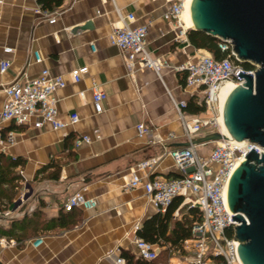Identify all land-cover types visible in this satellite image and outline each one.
<instances>
[{
  "label": "crops",
  "instance_id": "0c3cea01",
  "mask_svg": "<svg viewBox=\"0 0 264 264\" xmlns=\"http://www.w3.org/2000/svg\"><path fill=\"white\" fill-rule=\"evenodd\" d=\"M38 3L0 0V62L10 63L0 72V110L5 99L2 86L21 74L34 78L47 69L52 75L64 76L66 82L54 94L58 118L67 121V115L75 112L79 121L63 130H54L49 124L38 129L1 124L4 131H14V142L0 143V153L24 161L15 172L22 179L19 188L23 185L25 191L18 188L13 204L0 213V227L7 228L10 222L29 216L36 208L41 210L44 221L53 219L75 193L94 199L96 205L91 210L74 208L80 217L76 225L39 232L21 248L14 240L15 244H4L1 240L5 238H0V262L114 264L122 250L134 254L136 230L158 212L141 186L127 187L131 174L136 173L141 181L154 175H179L166 154L171 149L183 148L180 144L186 142L173 102L185 100L188 105L200 94L185 87V81L181 85L179 79H185V73L174 68L192 61L195 49L186 36V41L183 37L174 40L177 31L162 18L163 0H60L58 6L47 8L59 13L53 24L34 14ZM127 14L134 16L131 26L148 24L147 47L168 65L158 74L139 65L129 74L120 51L109 44L112 28L120 26ZM79 27L85 29L78 30ZM4 48L12 51L4 53ZM33 52L40 62L34 61ZM81 66H87V72L78 83L69 82L68 72ZM92 84L106 95L100 113L93 110ZM186 108L184 111L191 116L208 115L204 110L191 113ZM140 123L149 126L153 141L137 135L136 125ZM95 132L100 139L74 147L76 137H93ZM209 145L196 149L205 155L212 147ZM149 158H158L152 173L135 169ZM51 161L60 166L58 178L35 179L37 170ZM26 194L29 195L24 198ZM6 211L9 214L2 215ZM173 217L176 218L174 213ZM37 236L43 238L42 243L31 247L30 241ZM153 245L156 253L164 249ZM183 260V253H174L161 264H181Z\"/></svg>",
  "mask_w": 264,
  "mask_h": 264
},
{
  "label": "built area",
  "instance_id": "2783aa9c",
  "mask_svg": "<svg viewBox=\"0 0 264 264\" xmlns=\"http://www.w3.org/2000/svg\"><path fill=\"white\" fill-rule=\"evenodd\" d=\"M38 1V0H34ZM165 10L163 20L171 24L177 31L175 41L185 40L186 31L180 16L185 9V0H163ZM34 14L53 24L57 11L50 12L42 8L38 3ZM134 21L132 14L122 18L120 26H114L108 36L110 45L120 51L126 70L133 74L136 65L139 68L149 69L156 74L167 67L164 59L157 57L147 47L146 36L148 24L131 26ZM186 41V40H185ZM92 46V45H91ZM218 48L226 56L221 60H215L209 52L203 49H195L193 60L176 66V72L185 73V87L196 90L200 94L194 103L203 107L208 114L206 117L188 115L184 110L187 102L181 100L173 102V108L181 124L185 141L201 137L212 132H221L219 92L226 82L234 86L243 83V79L237 76L239 72L254 75L256 66L245 70L235 64L237 62L229 40H219ZM4 53H10L11 48H4ZM35 62L41 59L33 52ZM10 63L0 62V72H4ZM87 72V66H81L70 70L67 74L69 82L76 84L83 74ZM66 82L62 75H52L47 69H42L38 76L28 78L19 75L9 83L2 86L5 95L0 110V143L12 144L14 131L2 128V123H12L15 126H31L38 129L44 124H49L54 130H63L67 126H73L79 121L75 112L67 115V121H62L57 116L56 98L54 94L63 88ZM82 93H79L81 95ZM105 93L96 84L91 87L92 106L95 113L102 111V103ZM136 133L150 142L153 141L152 131L144 123L136 125ZM66 135V134H64ZM100 139V134L94 133L93 137L81 135L74 139V147L81 144H90L93 140ZM197 146L189 145L183 148H174L166 152L173 160L179 175L176 177H164L154 175L150 179L141 181L136 173H132L128 181V188L141 186L149 202L158 212L164 213L173 199L180 198L181 202L174 212L177 215L181 207L197 208L200 212V221L192 225L190 237L182 242L181 249L184 260L181 264H241L236 254L238 242L234 237V227L238 224L230 221L229 213L224 205L223 193L228 174L244 156L253 149L258 154L262 153L260 147L246 140L235 141L228 137L225 140L215 142L207 154L197 151ZM158 158H149L135 166L136 170H149L152 173ZM23 194L20 195L21 200ZM94 199L86 198L81 193L69 196L63 204V210L72 208L91 210L95 207ZM9 214L7 211L2 215ZM232 231L231 236L226 235V230ZM4 244H15L12 240H1ZM43 241L41 236L30 241L31 247L39 246ZM134 255L144 260H153L157 253L154 245L142 239L134 238ZM114 264H124V260L116 257Z\"/></svg>",
  "mask_w": 264,
  "mask_h": 264
},
{
  "label": "water",
  "instance_id": "95a60500",
  "mask_svg": "<svg viewBox=\"0 0 264 264\" xmlns=\"http://www.w3.org/2000/svg\"><path fill=\"white\" fill-rule=\"evenodd\" d=\"M189 15L190 29L229 40L238 63L256 66L253 76L238 71L236 75L243 83L236 85L224 101L222 121L228 136L212 132L180 146H199L230 137L261 148L260 154L251 149L231 169L223 199L226 210L235 214L230 221L238 224L234 237L240 263L264 264V0H191Z\"/></svg>",
  "mask_w": 264,
  "mask_h": 264
},
{
  "label": "trees",
  "instance_id": "16d2710c",
  "mask_svg": "<svg viewBox=\"0 0 264 264\" xmlns=\"http://www.w3.org/2000/svg\"><path fill=\"white\" fill-rule=\"evenodd\" d=\"M42 8L52 9V6H58L60 0H38ZM188 43L194 49H203L211 54L213 59L221 60L226 54L218 48L219 39L211 37L201 31L188 29L186 31ZM236 65L245 70L253 68L249 63H238ZM185 76V75H184ZM184 78V77H183ZM179 79L181 85L184 79ZM192 98L187 105L188 111L191 113H199L203 111V107L196 105ZM24 161L20 158H6L0 153V213L13 204L14 197L22 181L20 175L15 172L16 169L22 168ZM60 166L56 162H49L37 170L35 179L40 176L43 179H57ZM181 202L180 198L173 199L172 203L167 207L164 213L156 212L152 216L146 218L142 225L136 230V238L142 239L150 244H157L164 247L157 253L153 260H144L136 257L128 250H122L119 257L124 260V264H161L164 263L171 254H182V242L190 237L191 227L194 223L200 221V212L197 208H184L185 212L179 217L174 218L173 213ZM42 205L41 203L39 204ZM72 208L68 212L59 210L57 217L48 221L43 220L41 210L36 208L29 216H24L20 220L12 221L7 228L0 227V238L6 240H14L16 246L21 248L25 241L37 235L44 230H52L55 228L66 229L76 225L80 221V217ZM226 235L231 236L232 231L226 230ZM0 264H4L0 262Z\"/></svg>",
  "mask_w": 264,
  "mask_h": 264
},
{
  "label": "bare ground",
  "instance_id": "6f19581e",
  "mask_svg": "<svg viewBox=\"0 0 264 264\" xmlns=\"http://www.w3.org/2000/svg\"><path fill=\"white\" fill-rule=\"evenodd\" d=\"M190 3H191V0H185V9H184V11L182 12V14L180 16V20L183 22L185 28H187V29L192 28L190 15H189ZM234 87L235 86L233 85V83L226 82L221 87L220 92H219V100H220V103H219V111H220L219 119H220V128H221L220 130L226 136H228V134H227V132H226V130L224 128L223 121H222V107H223V104H224V101H225L226 97L233 90Z\"/></svg>",
  "mask_w": 264,
  "mask_h": 264
},
{
  "label": "rangeland",
  "instance_id": "374dc122",
  "mask_svg": "<svg viewBox=\"0 0 264 264\" xmlns=\"http://www.w3.org/2000/svg\"><path fill=\"white\" fill-rule=\"evenodd\" d=\"M209 146H215V143H210V145ZM21 187V186H20ZM22 187H23V185H22ZM22 187L21 188H19V190L21 189V192L22 191H25V189H23L22 190ZM20 195H22V194H20ZM20 195L18 196V198L20 197ZM185 212V210H184V208H181L178 212H177V215L175 216L176 218H179L183 213Z\"/></svg>",
  "mask_w": 264,
  "mask_h": 264
}]
</instances>
